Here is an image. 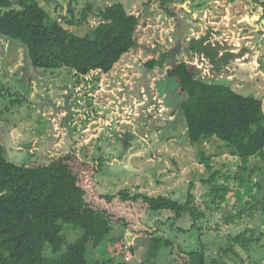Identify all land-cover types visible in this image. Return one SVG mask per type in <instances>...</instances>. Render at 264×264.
<instances>
[{
	"label": "trees",
	"instance_id": "1",
	"mask_svg": "<svg viewBox=\"0 0 264 264\" xmlns=\"http://www.w3.org/2000/svg\"><path fill=\"white\" fill-rule=\"evenodd\" d=\"M206 1L219 0H158L160 9L177 22L190 13L189 6L200 7ZM248 1L254 14H264V0ZM73 2L65 26L62 18H52L38 0H0V40L22 44L34 68L68 67L82 76L110 73L141 48L142 14H134L120 1L97 13L89 3L77 18ZM84 25L88 29L83 34L71 29ZM185 27L183 22L178 24L175 39H185ZM209 36L184 44L189 45L192 59L196 55L209 62L212 78L187 61L177 62L167 72V79L176 81L184 96L181 109L188 140L200 146L217 139L244 165L255 157L264 161L263 99L239 94L223 77L242 54L224 52L209 42ZM171 54L172 50H162L145 67L164 71ZM200 160L212 173L202 181L210 193L200 199L192 184L187 199L181 201L130 187L112 188L101 178L107 175L103 169L108 165L102 159L81 157L73 149L39 165H17L7 159L0 144V264H128L122 231L142 222L148 212H165L161 215L167 221H157V230L150 234L144 264H164L163 260L223 264L225 257L241 259L237 247L248 253L253 249L264 252V201L252 196L254 202L244 203L237 192L238 205L230 206V175L215 171L212 157L203 151ZM254 172L250 171L249 182ZM221 178L227 183H220ZM236 179L246 182L240 173ZM168 228L173 239L162 235ZM177 239L185 240L187 249L183 242L176 247Z\"/></svg>",
	"mask_w": 264,
	"mask_h": 264
},
{
	"label": "rangeland",
	"instance_id": "2",
	"mask_svg": "<svg viewBox=\"0 0 264 264\" xmlns=\"http://www.w3.org/2000/svg\"><path fill=\"white\" fill-rule=\"evenodd\" d=\"M38 1L52 18H62L66 26L72 0ZM120 1L134 14L144 16L139 30L141 48L108 74L96 71L82 76L68 67L34 68L22 44L0 40V144L7 159L17 165H39L73 149L81 157L102 159L113 166H105L103 172L107 175L101 176L112 188L130 187L185 201L192 184L196 197L206 199L210 193L202 182L212 174L201 163L203 151L212 157L215 171L230 175V206L238 205L237 192L244 203L254 202L252 196L264 201V161L255 157L244 165L217 139L191 145L181 109L184 96L176 81L167 79L169 69L180 61L195 63L212 78L209 62L196 55L192 59L189 45L184 44L210 35L213 46L242 54L223 77L239 94L264 102V14H254L248 0L206 1L200 7L189 6L190 13L183 14L180 22L164 13L158 0H74L72 5L80 18L89 3L97 13ZM145 4H149L148 9ZM181 22L188 29L184 40L174 37ZM90 23L94 25L95 21ZM71 29L83 34L88 26ZM165 49L172 50L167 68L149 71L146 63L160 57ZM253 170L249 182L247 177ZM238 173L246 182L236 179ZM219 181L227 183L225 178ZM161 214L166 213L148 212L142 222L129 230L122 229L128 264H144L150 234L157 230V221H167ZM162 235L174 237L169 228ZM175 242L176 247L181 242L187 247L185 240ZM236 249L242 260L225 257L223 264H254L256 260L264 264V252Z\"/></svg>",
	"mask_w": 264,
	"mask_h": 264
},
{
	"label": "built area",
	"instance_id": "3",
	"mask_svg": "<svg viewBox=\"0 0 264 264\" xmlns=\"http://www.w3.org/2000/svg\"><path fill=\"white\" fill-rule=\"evenodd\" d=\"M203 60H204V59H203ZM197 66H198V65H197ZM198 67H199V66H198ZM199 68H201V67H199ZM201 69H203V68H201ZM208 73H210V70H208ZM203 74H204V73H203ZM205 75H207V74H205ZM148 112H149V113L152 112V111H151V108L148 109Z\"/></svg>",
	"mask_w": 264,
	"mask_h": 264
},
{
	"label": "crops",
	"instance_id": "4",
	"mask_svg": "<svg viewBox=\"0 0 264 264\" xmlns=\"http://www.w3.org/2000/svg\"><path fill=\"white\" fill-rule=\"evenodd\" d=\"M108 74V73H107ZM109 166V165H108ZM110 167V166H109ZM110 168H114L113 166L112 167H110Z\"/></svg>",
	"mask_w": 264,
	"mask_h": 264
}]
</instances>
